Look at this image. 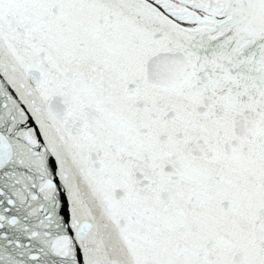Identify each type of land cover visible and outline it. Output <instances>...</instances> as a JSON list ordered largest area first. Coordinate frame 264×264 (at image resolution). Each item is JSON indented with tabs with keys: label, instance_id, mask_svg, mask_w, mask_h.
I'll list each match as a JSON object with an SVG mask.
<instances>
[{
	"label": "snow or ice",
	"instance_id": "obj_1",
	"mask_svg": "<svg viewBox=\"0 0 264 264\" xmlns=\"http://www.w3.org/2000/svg\"><path fill=\"white\" fill-rule=\"evenodd\" d=\"M0 264H264V0H0Z\"/></svg>",
	"mask_w": 264,
	"mask_h": 264
}]
</instances>
